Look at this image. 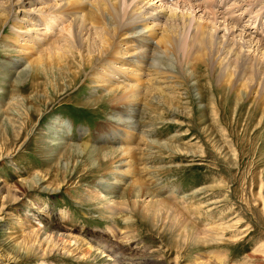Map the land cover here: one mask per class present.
I'll return each mask as SVG.
<instances>
[{
    "label": "rangeland",
    "instance_id": "obj_1",
    "mask_svg": "<svg viewBox=\"0 0 264 264\" xmlns=\"http://www.w3.org/2000/svg\"><path fill=\"white\" fill-rule=\"evenodd\" d=\"M24 1L0 0V264H264V0H98L127 2L126 14L131 3L163 2L172 20L161 32L181 41L177 53L154 41L172 97H158L133 121L142 149L135 179L157 204L140 198L114 216L97 188L113 166L105 142L117 126L114 108L82 68L55 90L31 70L25 81L12 77L30 44L18 35L29 27ZM41 1L43 10L64 12L48 26L52 42L73 24L66 13L83 11L88 24L96 17L92 0H69L77 4L71 12L65 0ZM157 55L149 65L158 66ZM160 201L173 208L167 218L155 216Z\"/></svg>",
    "mask_w": 264,
    "mask_h": 264
},
{
    "label": "bare ground",
    "instance_id": "obj_2",
    "mask_svg": "<svg viewBox=\"0 0 264 264\" xmlns=\"http://www.w3.org/2000/svg\"><path fill=\"white\" fill-rule=\"evenodd\" d=\"M92 1L90 3L96 17L93 16V21L89 24L86 23L87 21H85L87 19V16L85 15V13L82 14L83 11L82 13L78 11L72 14L70 10L71 5H77L80 3V1L77 4L70 3L69 0H65V5L61 3L62 7L64 6V9L70 10L71 13L66 14H71L73 16V24H71V27L69 28H67V26H64L60 30V37L53 42L50 41L53 34L48 26L52 25L51 29L56 28L57 23L63 20V18L61 17L62 15H57H60L62 13L64 14V12H58L56 10V12L58 13L55 14V11L51 12V10L48 8L47 10H43V8L39 7L40 3L42 2L41 0H25L22 5L20 4V7L22 9H20L19 13L23 15L21 18V23H28L29 27H27L25 31H22L23 29L18 30V35L20 39H23V41L27 43L29 42L30 44H26L25 49L22 52V55L27 57L26 61L24 62L23 59H20L17 63H14L13 69H15V71L13 73L11 72V74L13 75V78H16V81H18L20 78H23V80L25 81L27 80V76L29 74V71L31 70L35 74L37 73L36 75L32 73V77L34 75V80H38L39 76H41L45 79L43 83L41 82L42 85L44 84V87H46L47 89L50 87V89L52 88V90H55V88H57L58 82L65 81L67 78H69L70 75L73 76L74 80L75 77L77 78V76L81 74L82 71H84V73L89 72L88 76L90 75L91 79H94L93 84L100 87H98L97 90L103 89V91L106 92L105 100L109 101L114 108V111L112 112V118H114L117 126L114 129L115 133H110V137H106L108 139L105 142H110L111 145H113V148H111L112 146L109 148V151L111 152L110 161L113 165L109 174L110 176L109 179L98 182L97 188H100L103 190V192H106V196L104 197L103 201L104 209L109 210V212L114 216L126 210L128 206H131L132 209H136L138 200L140 198H152L151 201L154 202L153 199L156 197L155 195L153 196L150 192L146 191L147 187H145L146 189L144 188V185L142 183L143 181H139V183L138 180H136L140 178L135 179V170L140 164L139 162L136 168L135 165L138 160L136 154H141L142 149L139 150L140 147H136V145L138 146V144H140L141 140L136 143V141L139 140V134L137 132L138 126L134 125L133 121H135L136 124L137 120L138 123V120H140L144 115L143 113L145 112V108L149 106L150 103L154 104L155 99H157L158 97L168 102L172 97V87L169 83V78L172 75L166 69L168 66L165 67V69L161 67L162 64L166 63L163 59L165 57L159 58L156 54L157 58H159L160 64L158 63V66L154 63L149 65L150 58H152L153 56L155 57V51L158 50V47H154V41L157 40L156 46L164 49L165 52L171 50L176 51V53L178 47H180L179 45H181V41L176 37V32L172 36L166 34V31L161 32L160 24L163 21L168 22L171 19L170 17H168L166 20L164 19V16L167 13H165L166 9H164L163 2H161L160 6H156L154 1L153 3L152 1H143L139 5H134L131 3L128 6L129 9L125 8V10H127L126 14L124 13L123 7L127 2L124 5H121L119 1H114L113 3L115 4H110L112 1L110 2L109 0L108 1L110 3L108 2L107 4H105L106 2H103L104 0L100 2H98V0H94L93 2ZM103 4H105V6H103ZM190 4L191 3H188V5ZM109 5H111V7ZM53 7L55 8L54 5ZM74 9H72V11ZM212 12L211 14H213ZM173 13L175 15V12ZM215 13L217 15V12ZM211 14L210 16H212ZM172 16L173 15H171V17ZM108 17L110 18V20H108ZM215 19L214 17H212L211 20L213 21ZM111 21L112 23H109ZM209 25L210 24H208L207 26V24H205L204 27L201 28V40L198 42L200 50L201 47L205 46L204 41L205 36L208 34L207 28H209ZM213 25L214 26L212 27L214 28L216 26V34L221 32L222 24L216 21ZM89 27H91L92 29L94 27V29L96 30V32L94 33L95 38H89V35H92V31L90 34L87 33V31L89 32V30H91L89 29ZM19 29H21V27ZM228 32L230 33V31ZM199 33L197 30V34ZM231 33L233 32L231 31ZM192 34L193 33H191V36ZM192 37L196 38L195 36ZM194 41L196 40L194 39ZM191 43L193 44V40ZM192 44L191 46L188 45L190 46L189 49H193L192 47L194 45ZM206 47L207 45L205 46V48ZM193 50H195V47ZM86 51L88 52L87 55H85ZM151 53H153L152 57ZM153 60L155 59L153 58ZM78 62L81 63V65L79 64L80 66L78 68L80 70L76 72L73 69L74 65ZM9 78H11L10 74ZM42 85L37 84L35 86L36 88H40V86ZM98 102L99 101H97V103ZM125 134L128 135L125 136ZM65 145H67L68 147L72 146L69 142L65 143ZM81 148H84V151H90L91 149L90 146L86 144L82 145ZM109 153H107V156ZM140 168L141 167H139V169ZM140 177L142 176L140 175ZM122 189L123 192L120 194ZM147 190H149V188ZM155 202L157 204V201ZM154 203L152 207L149 206V209H157L155 208ZM158 205L163 207V210H157V214L154 210L155 216H169L173 208H171V211L168 212L165 202L160 201L158 202ZM160 206L159 209H161ZM151 210H149L148 212H150ZM173 211L174 212L172 213L181 215V213H179L177 210Z\"/></svg>",
    "mask_w": 264,
    "mask_h": 264
}]
</instances>
